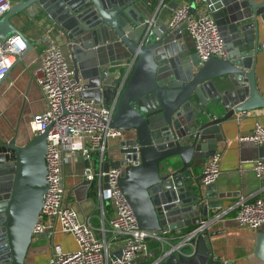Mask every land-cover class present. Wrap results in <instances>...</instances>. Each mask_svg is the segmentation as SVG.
Segmentation results:
<instances>
[{
	"label": "water",
	"instance_id": "water-1",
	"mask_svg": "<svg viewBox=\"0 0 264 264\" xmlns=\"http://www.w3.org/2000/svg\"><path fill=\"white\" fill-rule=\"evenodd\" d=\"M163 1L18 0L0 17V45L19 35L27 45L24 55L33 44L15 21L30 11L47 17L44 40L59 38L66 47L82 82L79 95L106 106L115 102L109 125L121 131L116 145L85 159L94 177L80 184L91 193L98 185L104 190L107 176L101 173L119 168L118 186L138 227L183 235L234 196L218 192L215 183L204 185L201 175L193 176L192 163L215 153L223 122L264 109L254 73L264 0H191L192 13L208 5L224 41V58L204 62L183 42L185 23L172 28L162 14L177 4ZM47 132L23 145L14 138L0 141V264H26L47 190ZM258 149L264 158V146ZM209 236L207 229L197 232L158 264H228L215 258ZM254 254L264 263V228Z\"/></svg>",
	"mask_w": 264,
	"mask_h": 264
},
{
	"label": "built area",
	"instance_id": "built-area-1",
	"mask_svg": "<svg viewBox=\"0 0 264 264\" xmlns=\"http://www.w3.org/2000/svg\"><path fill=\"white\" fill-rule=\"evenodd\" d=\"M14 0H0V17L8 11ZM203 12H199V10ZM185 23V31L192 39L194 53L200 62L210 57L224 58L226 52L218 24L208 5H200L196 13L190 11V3L177 6L169 26L175 28ZM264 50V43L259 46ZM27 48L19 35H12L5 45H0V84L11 68L21 58ZM32 79L43 94L45 108L31 115L28 126L33 134L47 129V190L43 194L42 207L33 227V233L48 230L54 233V224L59 230L70 234L76 241V249L64 250L54 243L46 264H137L138 260L149 259L154 251L149 242L157 243L160 255L150 264H158L164 256L178 252L192 235L208 229L209 221L203 220L194 230L186 234L163 229L152 233L138 227L132 209L118 186L121 174L119 168H111L101 175L107 176L108 187L98 185L100 210L104 215L109 207V216L101 227L95 228L90 218L80 221L77 213L65 201L64 166L73 157L89 159L92 152L104 153L107 141L116 138L121 131L110 127L109 123L115 102L109 106L96 104L92 99L79 95L82 82L74 77L73 66L64 55L61 46L48 41L38 64L32 70ZM256 146H264V115L256 120L251 131L241 137ZM222 152L216 149L208 158L201 172V182L215 183L220 174ZM256 179H264V158L251 160ZM84 177L92 179L93 173L84 170ZM235 210L233 219L238 225L259 232L264 228V198L249 200L239 197L227 210ZM226 210L216 216L222 215ZM120 250L121 255H114Z\"/></svg>",
	"mask_w": 264,
	"mask_h": 264
},
{
	"label": "crops",
	"instance_id": "crops-1",
	"mask_svg": "<svg viewBox=\"0 0 264 264\" xmlns=\"http://www.w3.org/2000/svg\"><path fill=\"white\" fill-rule=\"evenodd\" d=\"M17 1H12V5ZM253 1L261 2L263 0ZM169 2H174L180 6L190 3L191 0H164L163 5L166 6ZM163 10L162 14L166 18V22L169 23L174 10L171 8ZM203 10H199V12H203ZM258 20V45L260 46L264 43V21L260 17ZM15 23L32 42L33 49L21 56L0 84V141L14 138L17 145H23L34 135L28 126L31 115L45 108L42 91L33 81L31 73L46 48L47 42L44 37L50 32L48 29L49 21L40 12L30 11ZM53 42L61 46L64 55L71 63L67 49L61 40L56 38ZM183 42L187 44L190 52L194 53L193 41L186 31H184ZM254 73L257 88L264 96V50L261 48L255 55ZM214 111V113H222L220 109ZM263 115V108L245 113L239 112L231 119L223 122L221 126L223 140L218 143L217 149L222 152V155L220 174L215 181L216 190L218 192H232L234 196L224 198L222 207L211 210L209 218L205 219L209 221L207 229L210 234L208 247L215 258L228 264H264L254 254L257 233L238 225L233 219L235 210H227L239 197H245L249 200L257 197L264 198V179H256L251 163V160L259 157V146L241 139L251 131L256 120L263 119ZM119 139L117 137L109 139L107 148L116 145ZM207 161L208 159H204L192 163L191 168L194 177L201 175ZM90 164L93 162L90 161ZM85 166V158L81 156L73 157L64 166L65 201L77 213L80 221L89 217L92 225L99 228L104 219L109 216V207H105L104 215H102L98 187L95 186L91 193L88 185L80 184L84 177ZM222 210H226L225 213L217 217L216 215ZM54 229V233L46 230L34 234L26 264H46L54 243L60 244L64 250L76 249V241L72 235L61 232L57 223L54 224ZM181 232L180 230L176 236ZM186 233L188 232L186 231ZM139 262L138 260L137 264Z\"/></svg>",
	"mask_w": 264,
	"mask_h": 264
},
{
	"label": "trees",
	"instance_id": "trees-1",
	"mask_svg": "<svg viewBox=\"0 0 264 264\" xmlns=\"http://www.w3.org/2000/svg\"><path fill=\"white\" fill-rule=\"evenodd\" d=\"M157 245H158L157 243L150 241L149 246L154 251L153 257L149 258V259H142V260H140V262L138 264H150L157 256H159L160 255V249H159V247H157Z\"/></svg>",
	"mask_w": 264,
	"mask_h": 264
}]
</instances>
